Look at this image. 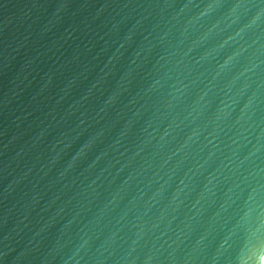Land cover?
<instances>
[{
	"label": "water",
	"instance_id": "water-1",
	"mask_svg": "<svg viewBox=\"0 0 264 264\" xmlns=\"http://www.w3.org/2000/svg\"><path fill=\"white\" fill-rule=\"evenodd\" d=\"M0 264H264V0H0Z\"/></svg>",
	"mask_w": 264,
	"mask_h": 264
}]
</instances>
